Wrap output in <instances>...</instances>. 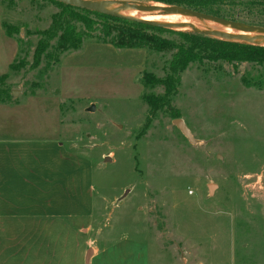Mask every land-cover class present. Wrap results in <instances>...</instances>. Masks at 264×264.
Instances as JSON below:
<instances>
[{"label": "rangeland", "instance_id": "1", "mask_svg": "<svg viewBox=\"0 0 264 264\" xmlns=\"http://www.w3.org/2000/svg\"><path fill=\"white\" fill-rule=\"evenodd\" d=\"M226 9L264 23L263 5ZM58 12L0 0V140H56L91 161L99 247L129 236L149 246L150 264H264V65H191L150 115L148 98L165 90L143 77L171 74L172 53L90 39L61 52L54 39L37 64Z\"/></svg>", "mask_w": 264, "mask_h": 264}, {"label": "crops", "instance_id": "2", "mask_svg": "<svg viewBox=\"0 0 264 264\" xmlns=\"http://www.w3.org/2000/svg\"><path fill=\"white\" fill-rule=\"evenodd\" d=\"M94 204L87 158L56 140H0V264H150L141 240L95 245Z\"/></svg>", "mask_w": 264, "mask_h": 264}, {"label": "trees", "instance_id": "3", "mask_svg": "<svg viewBox=\"0 0 264 264\" xmlns=\"http://www.w3.org/2000/svg\"><path fill=\"white\" fill-rule=\"evenodd\" d=\"M48 1L58 6L60 12L53 16L51 27L41 34L42 39L35 51L37 64L49 48L50 41L54 39H57V47L61 52L78 50L85 41L90 39L98 43L110 44L116 49H146L156 53H172L171 74L163 79L157 78L151 73H146L143 77L146 87L162 86L165 90L161 96L148 98L150 115L170 106V99L180 83V75L191 65L206 63L229 65L257 63L264 65V47L217 40L198 33L168 30L94 13L53 0ZM138 1H154L181 6L220 18L264 27L263 22L240 18L226 9L229 6L245 4H258L264 7V0ZM5 27L9 34L18 32L17 29H13L7 24ZM166 33L179 37V41L176 42L165 37ZM174 118H178V116H174Z\"/></svg>", "mask_w": 264, "mask_h": 264}, {"label": "water", "instance_id": "4", "mask_svg": "<svg viewBox=\"0 0 264 264\" xmlns=\"http://www.w3.org/2000/svg\"><path fill=\"white\" fill-rule=\"evenodd\" d=\"M65 5L75 8L91 11L94 13L115 17L122 20L143 23L146 25L160 27L168 30L179 31L172 27L152 23L147 20L141 19L139 16L149 11H165L171 15L184 16L187 19L197 22L199 28L192 27L188 30L179 32L198 33L208 36L213 39L240 43L250 46L264 47V27L253 26L243 22L232 21L207 13L191 10L181 6L168 5L161 2L154 1H138V0H53ZM222 27L223 29H219ZM17 96V92L13 93ZM95 107L90 108L88 111H94ZM175 126L190 140L193 137L183 122L182 119L174 120ZM216 185H209L210 194H213ZM93 250L90 249L86 261L89 263Z\"/></svg>", "mask_w": 264, "mask_h": 264}, {"label": "bare ground", "instance_id": "5", "mask_svg": "<svg viewBox=\"0 0 264 264\" xmlns=\"http://www.w3.org/2000/svg\"><path fill=\"white\" fill-rule=\"evenodd\" d=\"M139 17L141 19L147 20L152 23H157L172 27L173 29L179 31L188 30L192 27H196V28L200 27L197 22L191 21L184 16L171 15L161 10L149 11L145 14L140 15Z\"/></svg>", "mask_w": 264, "mask_h": 264}]
</instances>
